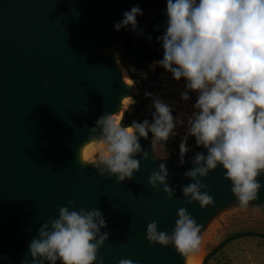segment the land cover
Listing matches in <instances>:
<instances>
[{"label": "water", "instance_id": "water-1", "mask_svg": "<svg viewBox=\"0 0 264 264\" xmlns=\"http://www.w3.org/2000/svg\"><path fill=\"white\" fill-rule=\"evenodd\" d=\"M139 4L145 34L115 31L126 10ZM166 0H0V264H21L37 230L68 200L99 209L110 233L98 250L103 264H186L171 245L151 244L148 223L171 232L185 208L201 231L220 210L237 203L231 181L218 166L201 178L212 205L187 204L179 185L192 183L184 173L194 167L195 152L179 165V150L158 159L150 139L141 138L147 158L132 179L100 177L83 162L82 149L103 114L113 117L131 95L119 60L122 52L136 68L162 58L156 37L166 17ZM154 28L156 30H154ZM151 34L152 41L147 40ZM111 51V52H109ZM165 163L167 184L153 188L149 177ZM264 184V176L259 177ZM250 203L264 207V187ZM199 233V234H200Z\"/></svg>", "mask_w": 264, "mask_h": 264}, {"label": "clouds", "instance_id": "clouds-1", "mask_svg": "<svg viewBox=\"0 0 264 264\" xmlns=\"http://www.w3.org/2000/svg\"><path fill=\"white\" fill-rule=\"evenodd\" d=\"M143 14L139 4L133 5L114 23V30L143 36L145 29L137 19ZM162 14L166 20L156 37L162 58L149 67H160L174 81H183L181 101L195 94L191 114L186 120L174 115L171 104L146 91L145 98H151L150 119L123 125L112 114L101 115L90 136L98 144L97 155L85 156L83 162L100 177L115 176L117 182L132 179L140 168L137 154L148 156L141 138L151 135L154 152L167 159L168 153L161 149L176 135L177 125H183L186 134L179 145V165L191 150L189 137L197 148L206 150L195 152L194 167L184 173L194 182L178 186L185 202H198L202 209L214 203L202 191L207 186L201 178L220 166L238 203L247 207L264 187L259 179L264 176V0H166ZM152 39L149 34L147 40ZM168 177V167L161 163L148 183L153 188L164 185L171 199L175 189L167 184ZM58 213L39 227L25 254L30 259L21 264H103L98 250L110 235L101 232L107 227L103 213L96 208L76 210L73 200L59 207ZM177 216L170 233L158 231L156 221L148 223L146 238L150 245H171L186 255L198 250L201 226L185 208L178 209Z\"/></svg>", "mask_w": 264, "mask_h": 264}, {"label": "rangeland", "instance_id": "rangeland-1", "mask_svg": "<svg viewBox=\"0 0 264 264\" xmlns=\"http://www.w3.org/2000/svg\"><path fill=\"white\" fill-rule=\"evenodd\" d=\"M118 56L131 88V95L124 100L120 111L116 114L120 116V120L127 112H131V115L138 120L141 118L150 119L151 98H145L146 91L154 93L171 104L174 115L186 120V117L191 114V105L195 101V94L193 93L192 99L187 102L180 100L183 81H174L171 74L164 72L160 67H156L155 70L150 67L147 69L136 68L122 52H119ZM133 76H136L138 80L135 81ZM139 100L143 101L144 106L136 111L135 107L139 104ZM175 132L176 135L170 137L166 147L163 148L168 156L179 150L181 140L186 134L185 126L177 125ZM188 144L191 149L189 152L199 149L195 146L192 137L188 138ZM88 146L87 156L95 158L98 144L93 141ZM246 231L264 234V207L253 203L242 207L238 202L234 203L220 210L210 219L199 234L201 243L198 250L190 253L202 252L203 256L201 254L194 258V260L201 259V264H264V239L261 237H243L221 246L231 235ZM209 253L211 256L205 261Z\"/></svg>", "mask_w": 264, "mask_h": 264}, {"label": "trees", "instance_id": "trees-1", "mask_svg": "<svg viewBox=\"0 0 264 264\" xmlns=\"http://www.w3.org/2000/svg\"><path fill=\"white\" fill-rule=\"evenodd\" d=\"M133 79L135 81L138 80V78L136 76H133ZM141 100V98H140ZM139 100V104L136 105V111L140 110V108H142L144 106L143 104V101L140 102ZM138 120L137 118H135V116H132L131 115V112H127L124 114L122 120H121V123L123 125H127L129 124L132 120ZM144 118H141L139 120H143ZM243 237H261L264 239V234L263 233H259V232H254V231H246V232H240V233H236V234H233L231 235L228 239H226L222 244L221 246H224L226 245L227 243H229L230 241H233V240H236V239H240V238H243ZM211 256V253H209L206 258H205V261H207V259Z\"/></svg>", "mask_w": 264, "mask_h": 264}, {"label": "bare ground", "instance_id": "bare-ground-1", "mask_svg": "<svg viewBox=\"0 0 264 264\" xmlns=\"http://www.w3.org/2000/svg\"><path fill=\"white\" fill-rule=\"evenodd\" d=\"M125 75V77H126V74H124ZM114 118H119L120 119V116L119 115H116V117H114ZM150 145H151V150H152V153L154 154V156L156 157V158H158V159H162V158H160L155 152H154V150H153V148H152V144H151V139H150ZM88 148H89V146L88 145H86V147H84L83 149H82V151H81V155H82V157L84 158L85 156H87L88 154ZM161 152H165L164 151V149H161ZM202 254V256H203V253L202 252H199L198 254H196V253H194V254H192V253H190L189 255H187L186 256V260H185V263L186 264H201V259H198V260H194V258L196 257V256H198V255H201ZM201 256V257H202Z\"/></svg>", "mask_w": 264, "mask_h": 264}]
</instances>
